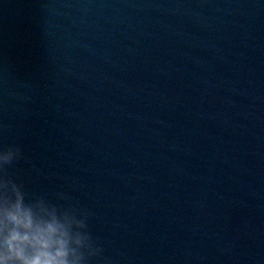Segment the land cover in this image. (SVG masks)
Wrapping results in <instances>:
<instances>
[{
	"label": "water",
	"instance_id": "95a60500",
	"mask_svg": "<svg viewBox=\"0 0 264 264\" xmlns=\"http://www.w3.org/2000/svg\"><path fill=\"white\" fill-rule=\"evenodd\" d=\"M10 145L93 264H264V0H0Z\"/></svg>",
	"mask_w": 264,
	"mask_h": 264
},
{
	"label": "clouds",
	"instance_id": "9594fccd",
	"mask_svg": "<svg viewBox=\"0 0 264 264\" xmlns=\"http://www.w3.org/2000/svg\"><path fill=\"white\" fill-rule=\"evenodd\" d=\"M17 145L0 148V264H93L104 249L89 230V213L65 192L29 194L3 174L20 159Z\"/></svg>",
	"mask_w": 264,
	"mask_h": 264
}]
</instances>
